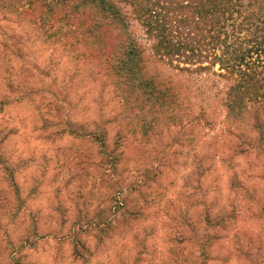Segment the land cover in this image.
<instances>
[{"label":"rangeland","instance_id":"374dc122","mask_svg":"<svg viewBox=\"0 0 264 264\" xmlns=\"http://www.w3.org/2000/svg\"><path fill=\"white\" fill-rule=\"evenodd\" d=\"M18 1L0 0V264H264V109L233 125L234 80L157 53L135 3L113 0L140 48L124 82Z\"/></svg>","mask_w":264,"mask_h":264},{"label":"trees","instance_id":"16d2710c","mask_svg":"<svg viewBox=\"0 0 264 264\" xmlns=\"http://www.w3.org/2000/svg\"><path fill=\"white\" fill-rule=\"evenodd\" d=\"M125 1L135 3L131 11L145 33H155L153 47L161 56L205 68L218 64L234 80L226 93L233 125H243L247 103L264 109V0ZM15 10L57 31L79 62L99 70L103 65L124 82L139 78L133 66L139 44L127 33L128 14L113 0H20ZM240 29L248 34L240 36Z\"/></svg>","mask_w":264,"mask_h":264}]
</instances>
